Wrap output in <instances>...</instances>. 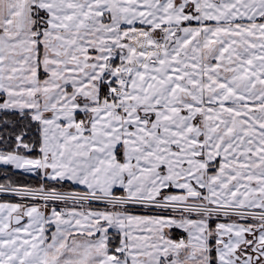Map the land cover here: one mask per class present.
<instances>
[{
	"label": "snow or ice",
	"instance_id": "obj_1",
	"mask_svg": "<svg viewBox=\"0 0 264 264\" xmlns=\"http://www.w3.org/2000/svg\"><path fill=\"white\" fill-rule=\"evenodd\" d=\"M0 165V264H264V0H0Z\"/></svg>",
	"mask_w": 264,
	"mask_h": 264
},
{
	"label": "trees",
	"instance_id": "obj_2",
	"mask_svg": "<svg viewBox=\"0 0 264 264\" xmlns=\"http://www.w3.org/2000/svg\"><path fill=\"white\" fill-rule=\"evenodd\" d=\"M44 183L41 174H34L25 172L20 169H15L12 166H1L0 165V185H11L13 187H29L38 188ZM50 187L55 186L57 189L61 190H78L75 187L68 185H57L56 183H49ZM9 198V199H7ZM10 197H2L0 201L7 202ZM11 202V201H9Z\"/></svg>",
	"mask_w": 264,
	"mask_h": 264
},
{
	"label": "rangeland",
	"instance_id": "obj_3",
	"mask_svg": "<svg viewBox=\"0 0 264 264\" xmlns=\"http://www.w3.org/2000/svg\"><path fill=\"white\" fill-rule=\"evenodd\" d=\"M1 166H9V165H1ZM41 174V176H42V179H43V181H44V183H43V186H45L46 188H48V187H50V184L49 183H56L57 185H68V186H72V187H75L76 189H78V190H73V189H71V190H61V189H58V190H60V191H64V192H73V191H82L83 190V186H78V185H75V184H73L72 182H70V181H63V182H60V183H57V182H55V181H50V180H47L44 176H43V174H42V172H35L34 174ZM19 188V187H18ZM2 197H10V200L9 201H11V202H9V201H7V202H2V201H0V203H25V204H33V203H42V202H37V201H32L31 199H29V198H24L23 200L20 198V197H18V196H15L14 194H12V193H0V199H2ZM7 199H9V198H7ZM137 211H140L139 209H137ZM220 222H224L223 221V218L221 217L220 218Z\"/></svg>",
	"mask_w": 264,
	"mask_h": 264
},
{
	"label": "crops",
	"instance_id": "obj_4",
	"mask_svg": "<svg viewBox=\"0 0 264 264\" xmlns=\"http://www.w3.org/2000/svg\"><path fill=\"white\" fill-rule=\"evenodd\" d=\"M178 236H186V233H182L181 230H174Z\"/></svg>",
	"mask_w": 264,
	"mask_h": 264
}]
</instances>
